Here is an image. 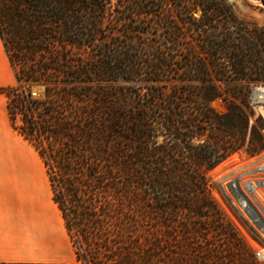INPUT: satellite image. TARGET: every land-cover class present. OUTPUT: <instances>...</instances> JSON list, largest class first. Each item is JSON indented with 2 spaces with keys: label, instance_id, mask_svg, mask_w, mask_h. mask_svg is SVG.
<instances>
[{
  "label": "trees",
  "instance_id": "16d2710c",
  "mask_svg": "<svg viewBox=\"0 0 264 264\" xmlns=\"http://www.w3.org/2000/svg\"><path fill=\"white\" fill-rule=\"evenodd\" d=\"M98 1L0 0V39L18 83L0 92L13 129L43 162L77 260L257 264L207 174L248 132L259 141L247 150H264V125L260 117L250 123L249 103L264 86V25H242L226 0H171L194 39L181 46L183 36L161 20L177 53L173 92H124L115 85L144 76L159 83L167 58L154 47L139 58L131 39L79 60L74 49L99 39ZM124 1L137 9L130 18L155 16L154 0ZM34 84L45 87L44 100L32 96ZM217 100L222 113L211 105Z\"/></svg>",
  "mask_w": 264,
  "mask_h": 264
},
{
  "label": "rangeland",
  "instance_id": "374dc122",
  "mask_svg": "<svg viewBox=\"0 0 264 264\" xmlns=\"http://www.w3.org/2000/svg\"><path fill=\"white\" fill-rule=\"evenodd\" d=\"M153 2L158 6L154 4L149 11L153 12L155 16L148 19H138L136 17L130 18L128 14L136 13L137 9L125 3L124 0L98 1L99 39L94 44L88 43L74 49L79 60H86L99 45L103 49L110 48L112 50L113 43L119 44L122 48L123 46L127 47L129 41L134 39L136 44L133 47L137 50L136 54L139 58L147 59L148 49L151 47L157 48L165 54L169 68L159 77V83L142 82V80L149 79L147 76H144L143 79L138 78V81L117 83L115 87L121 88L124 92H145L151 89L165 95L173 92L174 78L177 76L173 69V58L176 57L177 53L173 49V36H169V31L162 26V19L170 24L172 32L174 25L178 34L183 36L184 39L180 42L181 46L194 44L193 37L181 28L177 14L173 11L172 1L154 0ZM160 2L162 4L159 6ZM226 2L236 20L242 25L247 28H260L264 25V0H226ZM113 30L118 31L121 36L116 35L117 38H114ZM15 58L17 59L16 55ZM16 69L20 74L23 73L21 66H16ZM53 80L56 81L57 85L61 84L59 77ZM22 85L26 86L24 82ZM38 86L42 87V92L35 90ZM254 89H259L264 93V86H258ZM253 90L249 97L253 111L250 123H254L256 118L260 117L264 125V99L254 101ZM30 91L35 99L44 100L45 87L43 85L34 84ZM211 105L219 113L225 111L224 105L219 100ZM15 125H21L20 117L15 118ZM251 140L254 144H258L259 140L248 132L243 147L210 171L207 176L212 198L249 247L257 264H264V150L259 153L248 151L247 144ZM34 154V157L38 158V155ZM230 185L234 187L230 188ZM248 187L251 188V191ZM239 193L245 195L253 210L250 211L249 208L241 207ZM259 193L261 197L258 196ZM216 241L221 243V239Z\"/></svg>",
  "mask_w": 264,
  "mask_h": 264
},
{
  "label": "crops",
  "instance_id": "0c3cea01",
  "mask_svg": "<svg viewBox=\"0 0 264 264\" xmlns=\"http://www.w3.org/2000/svg\"><path fill=\"white\" fill-rule=\"evenodd\" d=\"M16 82L0 39V90ZM7 103L0 92V264H81L43 162L13 129Z\"/></svg>",
  "mask_w": 264,
  "mask_h": 264
},
{
  "label": "water",
  "instance_id": "95a60500",
  "mask_svg": "<svg viewBox=\"0 0 264 264\" xmlns=\"http://www.w3.org/2000/svg\"><path fill=\"white\" fill-rule=\"evenodd\" d=\"M35 90L37 92H42V87H36ZM253 93H254V97H253V100L256 101V100H263L264 99V93L259 90V89H254L253 90ZM239 199L242 200L249 208V210H253V207L251 205V203L249 202V200L245 197V195H243L242 193H239Z\"/></svg>",
  "mask_w": 264,
  "mask_h": 264
},
{
  "label": "bare ground",
  "instance_id": "6f19581e",
  "mask_svg": "<svg viewBox=\"0 0 264 264\" xmlns=\"http://www.w3.org/2000/svg\"><path fill=\"white\" fill-rule=\"evenodd\" d=\"M236 186H237V184H236ZM234 186L233 185H230V188H233ZM238 187V186H237ZM223 188V187H222ZM248 189L250 190L251 188L250 187H248ZM251 191V190H250ZM225 194L227 195V193L225 192ZM228 196V195H227ZM239 202H240V205H242L241 207H243V208H246V209H248V206L242 201V200H240L239 199ZM238 202V203H239ZM237 206V205H236ZM238 209V208H237Z\"/></svg>",
  "mask_w": 264,
  "mask_h": 264
},
{
  "label": "built area",
  "instance_id": "2783aa9c",
  "mask_svg": "<svg viewBox=\"0 0 264 264\" xmlns=\"http://www.w3.org/2000/svg\"><path fill=\"white\" fill-rule=\"evenodd\" d=\"M17 86H18V83L16 84L15 87H17ZM258 196L261 197V194L259 193ZM257 256H259V254H257Z\"/></svg>",
  "mask_w": 264,
  "mask_h": 264
}]
</instances>
